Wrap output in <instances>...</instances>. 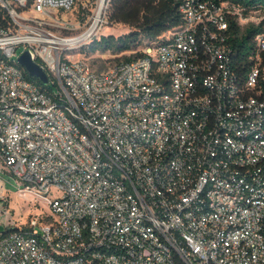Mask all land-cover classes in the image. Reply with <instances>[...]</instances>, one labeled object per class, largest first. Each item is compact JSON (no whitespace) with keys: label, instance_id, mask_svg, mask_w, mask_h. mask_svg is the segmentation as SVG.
I'll use <instances>...</instances> for the list:
<instances>
[{"label":"built area","instance_id":"2783aa9c","mask_svg":"<svg viewBox=\"0 0 264 264\" xmlns=\"http://www.w3.org/2000/svg\"><path fill=\"white\" fill-rule=\"evenodd\" d=\"M174 1L182 24L95 69L40 16L101 9L93 39L110 0H0V264H264V7Z\"/></svg>","mask_w":264,"mask_h":264},{"label":"trees","instance_id":"16d2710c","mask_svg":"<svg viewBox=\"0 0 264 264\" xmlns=\"http://www.w3.org/2000/svg\"><path fill=\"white\" fill-rule=\"evenodd\" d=\"M231 1L246 7V10L258 5L264 7V0ZM107 15L111 22L128 24L132 27L131 30L120 35L109 33L96 36L85 45L84 49L114 53L137 50L145 39H160L165 32L176 28L184 21V14L180 10L179 3L174 0H110ZM232 24L238 30L241 29L237 26V21L232 20ZM259 30V26L251 25L244 33L234 38L239 51H249L253 47V38ZM141 54L137 50L133 55H124L123 60H131ZM25 73L29 79L50 94L58 86V83L52 79L50 83L45 84L26 69Z\"/></svg>","mask_w":264,"mask_h":264},{"label":"rangeland","instance_id":"374dc122","mask_svg":"<svg viewBox=\"0 0 264 264\" xmlns=\"http://www.w3.org/2000/svg\"><path fill=\"white\" fill-rule=\"evenodd\" d=\"M82 4L79 3L70 11H50L46 15H41L40 19L42 21V26L50 29L54 33L63 36H77L82 33L90 23V16L92 15L91 11L84 13L81 10ZM107 22H105L97 35L113 33L115 35H120L127 33L131 30V26L121 22H111L108 19L106 14ZM64 19L69 20V23H66ZM80 23L78 27L77 24ZM74 24V28L73 25ZM66 25L71 26L72 28L65 27ZM92 39L89 38L85 43L79 44L76 43L71 49H68L66 53L70 55L71 58H85L91 63L95 69H106L114 63L123 60L124 55H133L137 52L136 50H129L122 53H114L111 51H92L84 49L85 45L89 43ZM22 47L20 48V51ZM138 50V49H137ZM140 51V50H138ZM1 175V174H0ZM4 177L3 175H1ZM6 178V177H4ZM8 192V203H10L12 213L15 218L18 219L19 223L29 220V212L32 205H30L26 200L22 199L17 192H15V186L7 181L6 183ZM1 193V192H0ZM35 208H33V211ZM6 216L3 215L0 218V221L5 220Z\"/></svg>","mask_w":264,"mask_h":264},{"label":"water","instance_id":"95a60500","mask_svg":"<svg viewBox=\"0 0 264 264\" xmlns=\"http://www.w3.org/2000/svg\"><path fill=\"white\" fill-rule=\"evenodd\" d=\"M19 63L29 72L31 75L39 78L43 83L49 82V76L47 71L32 57L28 49L24 50L18 57ZM4 227L0 225V230Z\"/></svg>","mask_w":264,"mask_h":264},{"label":"bare ground","instance_id":"6f19581e","mask_svg":"<svg viewBox=\"0 0 264 264\" xmlns=\"http://www.w3.org/2000/svg\"><path fill=\"white\" fill-rule=\"evenodd\" d=\"M101 21V9H99L98 13L94 16V18L88 24V27L77 36L67 37L59 40L63 44H74L80 42L81 40L88 39L89 36L97 30Z\"/></svg>","mask_w":264,"mask_h":264}]
</instances>
